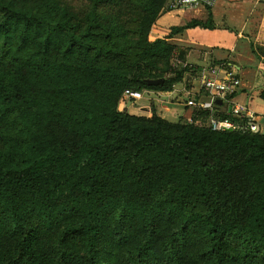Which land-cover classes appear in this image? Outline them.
I'll use <instances>...</instances> for the list:
<instances>
[{
	"label": "trees",
	"instance_id": "1",
	"mask_svg": "<svg viewBox=\"0 0 264 264\" xmlns=\"http://www.w3.org/2000/svg\"><path fill=\"white\" fill-rule=\"evenodd\" d=\"M149 1L130 36L110 0H0V264H103L106 240L116 264H264V134L118 110L189 72L168 38L215 28L150 41Z\"/></svg>",
	"mask_w": 264,
	"mask_h": 264
},
{
	"label": "crops",
	"instance_id": "2",
	"mask_svg": "<svg viewBox=\"0 0 264 264\" xmlns=\"http://www.w3.org/2000/svg\"><path fill=\"white\" fill-rule=\"evenodd\" d=\"M204 7L183 11L188 15V21L198 19L204 21ZM177 48L184 52L185 63L192 69H207L214 67L217 77L231 74L240 80V85L230 102L216 101L213 114L230 116L235 105L244 106L257 114L264 115V56L259 52L254 54L252 48H264V4H257L238 30L187 28L175 34ZM256 46V47H254ZM197 72V71H196ZM199 73V71L197 72ZM198 75H185L184 79L175 84L172 91L161 94L147 91L142 101H154L153 108L141 104L137 111L131 106L139 100L126 99L120 104V109L132 115L151 116L154 112L161 119L176 123L180 119L191 120L193 107H188L186 101L194 98L199 103L208 104L211 97L200 87ZM155 94H161L159 98ZM153 98V99H152Z\"/></svg>",
	"mask_w": 264,
	"mask_h": 264
},
{
	"label": "rangeland",
	"instance_id": "3",
	"mask_svg": "<svg viewBox=\"0 0 264 264\" xmlns=\"http://www.w3.org/2000/svg\"><path fill=\"white\" fill-rule=\"evenodd\" d=\"M59 5L64 8L71 10H81L86 6L87 0H57ZM143 3L144 5L150 4L148 0H110V3L107 6L108 13L115 14L119 16V20L123 21L125 27L129 31V35L132 36L135 32L134 29L136 27V23L131 20L133 16V12L137 10H142L143 8L138 7L137 4ZM162 3V10L165 7H168L167 0ZM263 3L264 0H216L215 3L210 7H204L203 16L204 20L207 19L208 13L211 14L212 22L215 25V29H226L228 27L232 28L234 31L238 30L240 25L245 21V18L248 17L249 12L257 5ZM188 15H185L181 10H175L168 7L166 11H163L154 21L149 29L148 39L150 41L154 39H160L166 37L172 27L174 26H182L188 21ZM175 35L168 38L167 42L174 47V50H179L177 48V43L175 42ZM256 47V46H254ZM257 48V47H256ZM258 52V51H256ZM1 57V54H0ZM148 73V71H146ZM142 98L144 94L147 95V91L141 92ZM164 94V93H161ZM161 94H155V97L159 98ZM148 96V95H147ZM153 99V98H152ZM126 100V99H125ZM136 102L131 106L132 111L136 112L137 107L141 104L147 105L150 108H153L152 100L148 101ZM124 104V102L120 103ZM119 104V105H120ZM118 105V110L121 111L120 106ZM139 116V115H138ZM203 126H206V122L202 123ZM5 127H0V147L3 145L1 138L3 134L6 132ZM100 257L102 259L103 264H116V261L119 260V256L122 251L118 249H114V244L110 240H106L100 246ZM114 252L113 255L111 253Z\"/></svg>",
	"mask_w": 264,
	"mask_h": 264
},
{
	"label": "built area",
	"instance_id": "4",
	"mask_svg": "<svg viewBox=\"0 0 264 264\" xmlns=\"http://www.w3.org/2000/svg\"><path fill=\"white\" fill-rule=\"evenodd\" d=\"M216 0H170L169 6L175 10H195L201 7H210ZM175 65L190 68L185 75H198L200 78V87L210 97L211 101L208 104L199 103L194 98L188 99L186 105L197 110L209 111L207 125L210 130L215 132H249L264 134V115L255 113L254 111L245 108L241 105H235L230 116L214 115L213 107L216 101L228 103L232 96L236 93L240 80L231 74H224L221 78L217 77V70L213 67L207 69H192L188 64L181 63L175 59ZM199 71V73L197 72ZM184 75V77H185ZM183 77V79H184ZM174 87V86H173ZM123 97L129 100H141L142 93L130 89H125ZM190 121V120H189Z\"/></svg>",
	"mask_w": 264,
	"mask_h": 264
},
{
	"label": "water",
	"instance_id": "5",
	"mask_svg": "<svg viewBox=\"0 0 264 264\" xmlns=\"http://www.w3.org/2000/svg\"><path fill=\"white\" fill-rule=\"evenodd\" d=\"M148 84H160L162 83V79H156V80H145Z\"/></svg>",
	"mask_w": 264,
	"mask_h": 264
}]
</instances>
